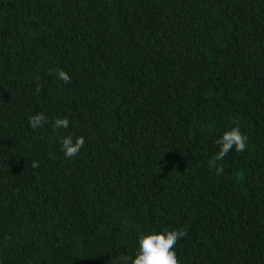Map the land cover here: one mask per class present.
Masks as SVG:
<instances>
[{"label": "trees", "instance_id": "16d2710c", "mask_svg": "<svg viewBox=\"0 0 264 264\" xmlns=\"http://www.w3.org/2000/svg\"><path fill=\"white\" fill-rule=\"evenodd\" d=\"M174 229L178 264H264V0H0V264H112Z\"/></svg>", "mask_w": 264, "mask_h": 264}, {"label": "clouds", "instance_id": "9594fccd", "mask_svg": "<svg viewBox=\"0 0 264 264\" xmlns=\"http://www.w3.org/2000/svg\"><path fill=\"white\" fill-rule=\"evenodd\" d=\"M57 76L64 84L71 81V77L64 71L58 70ZM39 90V89H37ZM48 121L43 113H38L29 117V127L33 130L41 128ZM70 121L67 117L57 118L53 121L54 129H69ZM247 136L243 135L238 126L223 133L215 143L218 152L209 162L210 168H215L217 174L223 172V168L217 165V161H222L230 151L237 153L246 150ZM85 138L83 136L74 137L72 134L64 136L60 141V149L65 158H74L83 148ZM32 168L39 167V161H33ZM186 235L183 229L171 231H148L141 232L136 239V252L134 255H122L113 259L112 264H178L176 252L173 250L177 241Z\"/></svg>", "mask_w": 264, "mask_h": 264}, {"label": "bare ground", "instance_id": "6f19581e", "mask_svg": "<svg viewBox=\"0 0 264 264\" xmlns=\"http://www.w3.org/2000/svg\"><path fill=\"white\" fill-rule=\"evenodd\" d=\"M76 234V233H75ZM85 243V242H84ZM86 244V243H85ZM84 257V256H83Z\"/></svg>", "mask_w": 264, "mask_h": 264}]
</instances>
